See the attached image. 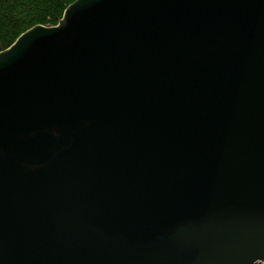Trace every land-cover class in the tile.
<instances>
[{"label":"water","instance_id":"95a60500","mask_svg":"<svg viewBox=\"0 0 264 264\" xmlns=\"http://www.w3.org/2000/svg\"><path fill=\"white\" fill-rule=\"evenodd\" d=\"M0 264H264V0H76L0 52Z\"/></svg>","mask_w":264,"mask_h":264},{"label":"trees","instance_id":"16d2710c","mask_svg":"<svg viewBox=\"0 0 264 264\" xmlns=\"http://www.w3.org/2000/svg\"><path fill=\"white\" fill-rule=\"evenodd\" d=\"M76 0H0V52L35 26L55 27Z\"/></svg>","mask_w":264,"mask_h":264}]
</instances>
